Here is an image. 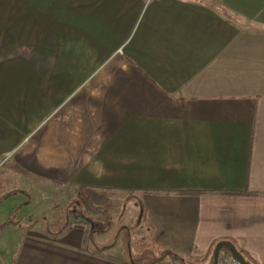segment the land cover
I'll list each match as a JSON object with an SVG mask.
<instances>
[{"label": "crops", "instance_id": "1", "mask_svg": "<svg viewBox=\"0 0 264 264\" xmlns=\"http://www.w3.org/2000/svg\"><path fill=\"white\" fill-rule=\"evenodd\" d=\"M0 165V264H264V0H0Z\"/></svg>", "mask_w": 264, "mask_h": 264}, {"label": "rangeland", "instance_id": "2", "mask_svg": "<svg viewBox=\"0 0 264 264\" xmlns=\"http://www.w3.org/2000/svg\"><path fill=\"white\" fill-rule=\"evenodd\" d=\"M25 180V181H24ZM43 187L45 184H41ZM0 195L3 194L5 195L6 193L8 194H13L16 192H21L24 190H30L32 187L29 183L26 182V179L18 175L15 171L12 169H8L4 165H0ZM59 189H56V191ZM31 191V190H30ZM74 189L71 188H63L61 192H59L57 197L51 198V201L47 205V209L44 208L45 211L42 212V217L45 218V220H54L57 219L59 221L64 220V218L67 216V212L71 215L76 212V203L73 201V196L76 195L77 193H74ZM40 193H45V192H40ZM34 195L35 201L43 203V200H47L48 198H44L42 194ZM46 194V193H45ZM24 200L25 202L28 200L26 195L17 193L16 196H9L5 202L3 200L0 202V211L3 213L2 217H7V221H17L20 218V212H19V205H17L16 202L19 200ZM112 201L109 200V204L107 205V217L109 219H115L116 217H119L122 212L124 213L125 211L122 209L123 208V201L125 199L122 198H110ZM22 200V201H23ZM86 202L88 203L89 200L86 199L84 205L81 202V210L83 212H86ZM122 205V206H121ZM79 209V210H80ZM78 210V211H79ZM69 215V216H70ZM83 216L85 214H82ZM80 216V213L78 214ZM134 217V216H133ZM113 219V220H114ZM108 221V219H107ZM131 226L129 227L130 230H132L131 227H134L136 225L135 223H131ZM222 252H227L226 248L222 249Z\"/></svg>", "mask_w": 264, "mask_h": 264}, {"label": "water", "instance_id": "3", "mask_svg": "<svg viewBox=\"0 0 264 264\" xmlns=\"http://www.w3.org/2000/svg\"><path fill=\"white\" fill-rule=\"evenodd\" d=\"M223 248H226L227 251L233 256V258L236 259L240 264H247L243 256L236 250L233 244L227 241H221L216 244L213 250V263L214 264H217L219 252Z\"/></svg>", "mask_w": 264, "mask_h": 264}, {"label": "built area", "instance_id": "4", "mask_svg": "<svg viewBox=\"0 0 264 264\" xmlns=\"http://www.w3.org/2000/svg\"><path fill=\"white\" fill-rule=\"evenodd\" d=\"M218 260L222 264H240L236 259L233 258V256L229 252L219 253ZM151 264H169V263L166 261H159Z\"/></svg>", "mask_w": 264, "mask_h": 264}, {"label": "trees", "instance_id": "5", "mask_svg": "<svg viewBox=\"0 0 264 264\" xmlns=\"http://www.w3.org/2000/svg\"><path fill=\"white\" fill-rule=\"evenodd\" d=\"M0 191H1V187H0ZM6 197H7L6 194L5 195L1 194L0 195V202L3 199H5ZM211 252H212V249L210 250V253ZM239 253L243 256V258L245 259V261H246L247 264H256L255 260L252 257H250L249 255H247L246 253H242V252H239Z\"/></svg>", "mask_w": 264, "mask_h": 264}]
</instances>
